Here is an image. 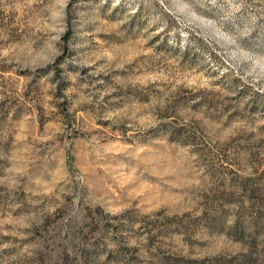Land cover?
Masks as SVG:
<instances>
[{"label":"rangeland","instance_id":"obj_1","mask_svg":"<svg viewBox=\"0 0 264 264\" xmlns=\"http://www.w3.org/2000/svg\"><path fill=\"white\" fill-rule=\"evenodd\" d=\"M0 264H264V0H0Z\"/></svg>","mask_w":264,"mask_h":264}]
</instances>
